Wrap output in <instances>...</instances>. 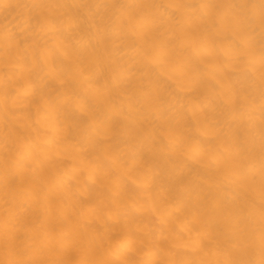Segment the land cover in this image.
<instances>
[{"label": "bare ground", "instance_id": "1", "mask_svg": "<svg viewBox=\"0 0 264 264\" xmlns=\"http://www.w3.org/2000/svg\"><path fill=\"white\" fill-rule=\"evenodd\" d=\"M0 264H264V0H0Z\"/></svg>", "mask_w": 264, "mask_h": 264}]
</instances>
